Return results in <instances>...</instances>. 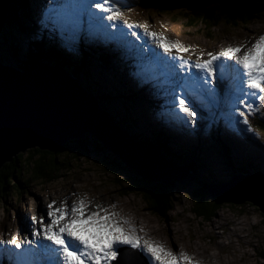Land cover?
<instances>
[{
	"label": "rangeland",
	"instance_id": "obj_1",
	"mask_svg": "<svg viewBox=\"0 0 264 264\" xmlns=\"http://www.w3.org/2000/svg\"><path fill=\"white\" fill-rule=\"evenodd\" d=\"M125 1L122 0V2ZM128 1L126 4L123 3V8L128 9L130 12L126 11L124 13V17L129 23L135 25L146 24L156 33H163L168 39L184 45L189 49L185 54L197 57L200 60L208 59V52L216 53L229 45H237L242 42H247L250 45L256 37L264 34V16H261L250 26L223 23L218 28L210 30L205 27L189 28L191 24L185 21V14L183 15L180 12L181 8L169 15L155 13L151 15L147 12H138L133 7V4L139 0ZM13 2L16 6V0H13ZM25 4L26 7L31 9L32 16L26 10L20 11L21 8L18 9L19 13L22 14L23 24L26 26L27 31L14 30L17 51L13 56L8 55L7 64L17 65L23 63L26 58L24 53L27 50V41L36 43L35 46L44 51L45 57L43 58L48 57L53 49L57 50L56 46L61 47L73 57L79 58L84 54L79 45L85 42L88 44L87 50L95 49L99 51L98 55L105 61L100 58H95L91 63L88 61L84 67H88L87 74L89 75L86 76V73L80 74V79L90 82L91 87L94 89L92 94L107 96L105 99H101L100 106L108 112V117L116 125H118L116 122H120L122 127L128 125L133 134L140 135L139 132H142V130L137 129V125L129 126L124 121L123 118L127 116V107L131 111L130 118L131 116L134 117V120H138L142 127L144 125L146 127H157L159 124L154 125L147 122V120L153 119L163 120L160 125L175 124V118L169 110L170 107H164L165 101L163 99L159 101L157 98L159 95V91L156 90L157 85L153 83L152 89H147V91L145 84L142 83L144 81L139 79V82L145 87L141 90L140 86L136 84L137 80L134 78V73L131 72L132 69H124L134 64L133 62L127 63L130 58L127 52L124 53V50H121L124 47L111 45L112 47L117 46L112 48L108 46V40L105 39L106 41H104L103 37L81 40L73 49L62 47L49 38L48 41H45L42 39L43 32L39 26L41 15L39 12L43 8L38 9L37 14H39V17L37 18L33 1L25 0ZM190 11L191 9L185 8L183 13ZM105 48H109L110 54L113 55L110 61L108 58L101 56L103 54L100 53L101 49L109 56ZM94 56L96 57L95 54ZM89 58L91 59L90 56ZM25 61L27 63V60ZM101 63H109V66L105 65V67ZM32 65L34 64L29 66ZM121 79L128 88L135 91L134 95L143 96L144 99H138L135 103H131L132 95L123 97L124 100H122L120 98L121 93L113 92V89L120 85ZM135 85L137 86L136 90ZM206 100L207 98H205ZM223 105L217 106L210 102V108L203 109L207 115L199 112L200 114L195 118L194 124L181 123V127L175 130V136L171 138L172 141L170 142L176 145H167L168 149L172 150L180 148L181 152L187 154L188 159L192 160L191 162L193 160L196 162L198 158L200 163H196L195 166L199 178H203L204 182L198 183L189 177L176 181L178 190L176 188L175 208L166 218L161 217L151 208L148 209V203L141 196L139 197L136 194L125 195L127 188L120 186L116 177L107 174L104 168H98L94 162L88 160L89 158L78 161L71 157L72 169L70 172H64L60 179L47 183L38 181L23 183V193L12 187H8L6 190L1 188L0 239L6 240L3 236L4 231L10 230L16 225L18 216L30 221V217L34 215L38 217L39 214L37 215L35 212L38 213V210L43 209L45 204L47 205L52 199L60 203L65 201V198L72 202L86 197L90 204L97 202L99 206L105 208L115 204L116 207L112 210L130 219L137 228V234L171 248L174 252L184 251L198 261L199 264H264V215L257 206L249 202L236 204L222 201L216 217L206 220L195 215L193 211L195 204L188 195L192 189H199L205 182L225 179L232 168H241V162H244L245 166H257L256 168H249L250 171L264 176V171H262L264 158H257V154L261 149L260 144L264 145V131L257 125L256 129L252 130L261 143L254 138L252 131L249 132L253 134H249L251 139L246 140L249 143L244 142L243 135H237L233 131H228L227 136L221 129L226 125L222 124L220 129L219 127L216 129L219 125L217 116L223 112L221 110ZM257 106L258 108L254 111L249 110L250 117H248V121L256 118V120L262 119L264 123V102L261 101ZM161 115H165V117H161ZM208 118L209 120H207ZM220 121H223V119L220 118ZM237 126L239 130L241 127L243 128L242 124ZM122 130L124 129L122 128ZM246 131H243L244 134H247L248 131ZM87 142L91 143L90 141ZM222 143L227 146L229 156L228 152L221 153ZM95 145L96 143L93 147ZM28 151L25 154H28ZM241 151H246L247 154H243ZM93 153L96 154V159L99 155L101 157V154ZM195 153L199 156L197 157ZM253 155L258 163H255L256 160H254ZM185 161L187 160L182 157L181 162ZM209 171L214 172L218 177L211 178ZM23 177H21V180L26 178ZM92 210L95 211V208H92ZM96 210L98 209L96 208ZM240 221H243V223L238 224ZM215 226L217 228L213 229ZM140 229H143V231L140 232ZM141 262L149 264L147 257H144Z\"/></svg>",
	"mask_w": 264,
	"mask_h": 264
},
{
	"label": "snow or ice",
	"instance_id": "obj_2",
	"mask_svg": "<svg viewBox=\"0 0 264 264\" xmlns=\"http://www.w3.org/2000/svg\"><path fill=\"white\" fill-rule=\"evenodd\" d=\"M39 26L42 32L58 45L73 49L82 39L103 37L106 40L122 42L128 35L138 37L134 29L142 28L156 49L164 56L151 52L150 57L140 53V59L161 63L170 85L168 103L172 116L181 123L192 125L199 111L195 101L212 104L221 102L215 81L225 85L223 102L229 111L221 115L232 126L248 124L242 109H251L247 103L250 96L264 101V34H260L250 45L242 42L229 45L219 52H208V59L190 63L180 53L189 51L177 41L168 39L163 33L148 30L147 25L131 24L125 19L118 6V0H46L42 9ZM125 29L128 31L125 32ZM173 51L176 56H170ZM179 65L196 71L181 75ZM145 83L148 81L145 80ZM251 132V127L246 129ZM53 200L47 205L46 213L31 216L32 230L29 239L25 235L18 239H0V264L7 256L9 264H140L147 257L149 264H199L184 251L174 252L171 248L146 239L137 234V228L130 219L109 208L97 205L89 210L86 197L71 204L61 201L54 207ZM143 229H140L142 232ZM121 246H127L126 249Z\"/></svg>",
	"mask_w": 264,
	"mask_h": 264
},
{
	"label": "water",
	"instance_id": "obj_3",
	"mask_svg": "<svg viewBox=\"0 0 264 264\" xmlns=\"http://www.w3.org/2000/svg\"><path fill=\"white\" fill-rule=\"evenodd\" d=\"M17 13L13 0H0V42L3 28ZM73 139L90 141L87 147L113 157L117 179L122 177L135 188L127 195L144 199L142 192L150 191L149 183H170L187 175L161 151L130 139L108 117L97 97L64 67L40 61L17 68L6 65L0 52V169L20 153L36 148L57 153ZM204 187L212 199L249 202L264 214V179L260 177L237 175Z\"/></svg>",
	"mask_w": 264,
	"mask_h": 264
},
{
	"label": "trees",
	"instance_id": "obj_4",
	"mask_svg": "<svg viewBox=\"0 0 264 264\" xmlns=\"http://www.w3.org/2000/svg\"><path fill=\"white\" fill-rule=\"evenodd\" d=\"M138 2H135L133 7L138 12H147L151 15L154 13L159 15H169L172 14L171 12H175L181 8L180 12L183 15L185 14V21L191 24L189 28L205 27L209 28L208 30H210L212 28H218L223 23L236 26H250L257 19L261 18V16H264V0H139ZM16 7L17 9L21 8L20 11L26 10V12H28L25 0H16ZM185 8L191 9V11L183 13ZM14 30L27 31L26 26L23 24L22 14L20 13L17 14V16H13V18H11L6 23V28L1 32L0 52L2 61H5V64L8 62V55L11 54L13 56L17 51ZM26 43L28 46L24 55L26 57L25 60H27V63L25 60H23V63L17 64L19 68H25L31 64H35L40 60H44L49 61L57 66L64 67L74 76H80V74H85L88 71V67H84V65L90 60L89 55L86 52H84V54L79 58H74L73 56L68 58L67 56H64L62 53L53 49L48 57L43 58L45 57V53L43 50H40L39 47L35 46L36 43L28 41ZM105 49L109 52V48ZM102 56L104 57L105 55ZM109 56L111 57L113 55L109 52ZM102 60L105 61L104 59ZM89 62L91 63V61ZM120 85L125 86V89L122 90V87H120L119 89H115L113 92L125 93L123 97H126L127 94H129V96H134V91L128 88L122 80H120ZM85 87L91 93L94 92V89L91 87V85H85ZM97 97L99 98V102H101V99L103 100L107 96L101 94ZM133 100L134 98H132L130 102ZM126 111L127 116L123 118L124 121H126L129 126L137 125V129L142 130L143 133L139 132L140 135L133 134L128 125L127 127H122L121 123H118L127 133L132 134L135 141L142 144L143 146H149L161 152L162 150H166L167 154L162 152L163 155L166 158H171V160L175 162H177L176 154L177 156H181H179L178 159H182V157L183 159H186L188 157L187 154L181 152L180 148H176L175 146L174 147L176 149H174V151L176 154L171 153L172 151L171 149H168L167 145L170 146L172 139H169L168 141L166 135L154 130L153 127H146L145 125L142 127L138 120H134L132 116V119L130 118L131 111L128 107ZM162 122L163 120H158L156 124H160ZM253 123L257 124V126H259L260 129L264 131V123L261 120H255ZM28 152V154L20 153L18 157L0 169V191L1 188L2 190H6L8 187H12L20 190L21 193H23V183L26 184L27 182L31 183L35 181L47 183L60 179L64 172L67 173L71 171V157L78 161L89 158L88 160L94 162L100 169H103V167L106 166L107 169L105 171L107 174L113 175L114 177L117 176V167L115 166L116 163L114 160L109 159L106 154L103 155L102 153H99L100 151H94L93 149H90V147H87V140L84 139L70 140V142H68L57 153L43 151L38 148L31 149ZM93 152L101 154V157H99V155L96 159L95 156H92ZM195 155L198 157L196 153ZM188 161V163L181 165L182 168L190 171L188 177L198 183L204 182L201 180L203 178H197L200 176L197 173V167L195 164H199L200 160L197 158L196 162H194V160L191 162L192 160L189 158ZM243 173L250 174L252 171H250L247 166H241L240 169H237L233 172V174ZM256 174L258 175V173ZM23 176L26 178L21 180V177ZM129 178L134 185V178L131 176H129ZM195 178H197L198 181ZM116 180L120 186H125L127 188V191L124 193L125 195H127L129 192L135 191V188L131 185V182L130 184H126V180L122 177ZM148 185V189L150 191L144 190L142 192L145 197L144 200L149 205L148 209L151 208L152 211L154 210L155 213H158L161 215V217L163 216L166 218L173 208H175L177 196L176 191L178 190L176 181L170 183H149ZM188 195L195 204L193 211L198 217H203L206 220H211L216 217V213L221 206L220 202H222V200L218 198L212 199L205 189L204 183L201 187H199V189H192Z\"/></svg>",
	"mask_w": 264,
	"mask_h": 264
},
{
	"label": "bare ground",
	"instance_id": "obj_5",
	"mask_svg": "<svg viewBox=\"0 0 264 264\" xmlns=\"http://www.w3.org/2000/svg\"><path fill=\"white\" fill-rule=\"evenodd\" d=\"M103 40L104 41H106L104 38H103ZM126 40H128V39H126ZM129 41V40H128ZM119 46V45H118ZM60 51H62V49L60 50ZM108 52V51H107ZM117 52V51H116ZM126 51L124 50V53H125ZM109 53V52H108ZM123 53V54H124ZM110 57V56H109ZM111 60V57L109 58V61ZM131 59H129L128 61H127V63H132V61H130ZM113 63V62H112ZM134 64L133 65H130V67L129 68H124L122 65V67L124 68V69H132V67H134V65H136L135 64V62H133ZM184 68L185 69H187V71H196L194 68H190V67H188V66H184ZM122 80V79H121ZM141 80V79H140ZM143 83V82H142ZM136 84H138L139 86H140V89L141 90H143L145 87L143 86V84H141L140 82H138L137 81V83ZM120 87H122V85H119V86H117V87H115L116 89H119ZM115 88L113 89V90H115ZM136 88H137V86L135 85V90H136ZM110 89V88H109ZM147 90V89H146ZM148 91V90H147ZM94 95V94H93ZM95 97H97L96 95H94ZM127 96H129V94H127ZM98 99V98H97ZM207 101L208 100H206L204 103L206 104L207 103ZM100 103V102H99ZM160 103V102H159ZM224 105H227V104H225L224 103ZM228 108H229V106H228ZM142 118H143V116H142ZM144 119V118H143ZM145 120V119H144ZM149 121H152V122H154V123H156L158 120L157 119H153V120H149ZM169 121V120H168ZM239 130V129H238ZM243 130V128L241 127L240 128V130L239 131H242ZM242 136V135H241ZM244 137V142L249 138V139H251V137L249 136V135H245V136H243ZM255 140V139H254ZM249 141H251V140H249ZM246 143H249L248 141H246ZM171 144H173V145H176L175 143H170V145ZM260 146H261V149H260V152L257 154V158H259V157H263L264 158V145H262V144H260ZM241 152H243V154H247L246 153V151H241ZM199 156V155H198ZM253 158H254V160H256L255 161V163L257 162L258 163V160L254 157V155H253ZM255 168L257 167V166H254ZM105 170L107 169L106 168V166H104L103 167ZM260 170V169H259ZM262 171H264V168H262ZM209 174H210V177L211 178H217L218 176L214 173V172H212V171H209ZM217 181H219V180H217ZM95 201V200H94ZM94 201H92V202H94ZM99 203H92V204H90V207H89V210H92V208H95V210H96V208H97V205H98ZM38 215V214H37ZM264 215V214H263ZM145 220V219H144ZM243 223V221H240L238 224H242ZM151 226V225H150ZM148 227V226H147ZM217 227L215 226V227H213V229H216ZM113 264H116V262H114ZM140 264H144V263H142L141 261H140Z\"/></svg>",
	"mask_w": 264,
	"mask_h": 264
},
{
	"label": "clouds",
	"instance_id": "obj_6",
	"mask_svg": "<svg viewBox=\"0 0 264 264\" xmlns=\"http://www.w3.org/2000/svg\"><path fill=\"white\" fill-rule=\"evenodd\" d=\"M119 93H121L120 98H122V100H124L123 96H124L125 93H122V92H119ZM132 98H134V97L132 96ZM132 98H131V99H132ZM132 102L134 103V100L131 101V103H132ZM133 118H134V117H133ZM140 133H143V132H140Z\"/></svg>",
	"mask_w": 264,
	"mask_h": 264
}]
</instances>
